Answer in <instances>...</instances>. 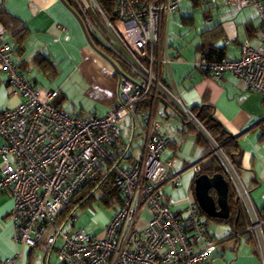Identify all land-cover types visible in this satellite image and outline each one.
<instances>
[{
    "label": "built area",
    "instance_id": "built-area-1",
    "mask_svg": "<svg viewBox=\"0 0 264 264\" xmlns=\"http://www.w3.org/2000/svg\"><path fill=\"white\" fill-rule=\"evenodd\" d=\"M263 1L118 0L116 22L111 23L97 0H72L85 30L84 22L93 29L88 14L92 3L134 62L130 64L118 54L128 74L116 71L117 102L104 117H81L57 106L59 92L42 93L31 85L15 65L5 35L0 34V70L7 76L10 91L23 100L15 110L0 114V193L14 203L10 215L14 243L24 250L40 249L44 254L41 264H50L54 252L60 264H210L218 244L209 236L194 197L177 202L165 194L167 187L179 189L182 179L175 172V160L162 159L176 133L175 127L165 133L163 129L174 120L194 129L217 157L236 194L244 234L264 264V216L253 193L175 86L162 75L172 65L170 19L183 3L222 2L239 10L255 7L259 33L243 42L240 57L214 63L201 57L195 68L215 80L230 74L264 99ZM94 31L92 34L97 33ZM147 101H151L150 113L143 118ZM161 106L165 111L157 118ZM195 170L200 171L198 166ZM112 176L124 201L106 225V238L98 240L84 230H73L78 221L76 209L64 218L62 213L88 184ZM185 203L186 209L178 208ZM22 259L19 254L6 264H21Z\"/></svg>",
    "mask_w": 264,
    "mask_h": 264
},
{
    "label": "crops",
    "instance_id": "crops-1",
    "mask_svg": "<svg viewBox=\"0 0 264 264\" xmlns=\"http://www.w3.org/2000/svg\"><path fill=\"white\" fill-rule=\"evenodd\" d=\"M215 3L232 9L222 2L212 4ZM0 5L20 19L30 31L25 44V53L22 56L14 54L13 58L17 68H21L22 74L29 83L42 93L59 92L61 107L77 116L86 117L84 116L85 109L103 113V115L98 113H89L88 115L92 114L98 117L107 115L117 102L116 68L102 55L104 52L101 47L94 44L95 47L92 44L93 41H89L82 22L64 2L62 0H0ZM235 10L237 16L216 26L219 27L217 31L202 38V41L205 38L208 44L212 40L211 42H215L218 47L224 48L227 59H238L241 55L240 47L243 42L251 39L255 32V37H257L260 28V21L257 20L258 12L253 7ZM219 38L222 40V45L218 43ZM7 43L10 46L13 44L11 40ZM183 53L182 49L176 48L170 43L168 35V54L172 65L169 70L164 69L163 79L175 86L189 109L205 104L212 106L214 118L227 133L237 138L239 146L243 142L245 145H249L251 136L262 134V130L257 126L264 122V99L260 95L250 92L244 84L230 74H224L221 79L215 80L199 72L195 68V63L199 57L201 58L197 49L196 57L198 59L191 64L184 58ZM38 54H42L48 59V62L51 63L49 68L33 62ZM24 61L26 63L22 65ZM61 76L64 81L57 90L49 91L42 86V83L49 77H52L53 80H60ZM75 97H78L80 101L83 99L85 103H81L79 107L74 105ZM22 102L21 97L10 91L7 86V76L0 70V114L15 110ZM176 124L178 125L170 126L168 124V127L163 129V133H165L172 127L176 128L174 140L165 155L168 153L167 160L172 159L176 162L178 156L184 154L183 158L186 160H180L182 161V164H179L180 169H177V162L175 167V172L182 175L202 160L206 147L196 142L195 135L187 134L189 129L183 123L176 121ZM250 128L253 129L250 133L245 132ZM181 141H183L182 144ZM2 145L3 141L0 139V148ZM185 145L192 146L193 154L197 147L204 150L197 163H189V158L186 157L189 155L183 152ZM243 151L240 163L241 174L248 168L253 173L251 183L255 186L251 185L248 188L252 189L256 205L260 211L264 212V175L255 172L254 158L250 157V160L247 158L246 146ZM1 166L0 157V168ZM187 181L185 180L186 189L188 188ZM191 188L190 196L193 198V186ZM13 207L14 203L11 198L0 193V264H6L7 261L15 259L19 254H23L21 264H28L31 251L27 253V249H22L13 241L14 230L10 221ZM226 226L228 232H225L224 237L220 235V228L211 233L210 226H208L209 236L218 244V250L210 264H260L248 238L247 244L251 248L249 251H245L241 247V240L238 242L227 239L228 241L220 245L219 241L231 235L230 227ZM234 253L235 257H233ZM15 264H20V262Z\"/></svg>",
    "mask_w": 264,
    "mask_h": 264
},
{
    "label": "rangeland",
    "instance_id": "rangeland-1",
    "mask_svg": "<svg viewBox=\"0 0 264 264\" xmlns=\"http://www.w3.org/2000/svg\"><path fill=\"white\" fill-rule=\"evenodd\" d=\"M188 3H183L181 5V9L174 16L171 17L169 23L168 35H169L170 43L174 45L176 48L182 49V52H184L183 53L184 58L191 64L193 61H196V59H198V57H196V47L202 42L203 34L206 31L213 29L214 27L220 25L226 20H230L234 18L237 15L235 9L233 8L231 9L223 5H219L220 3L203 5L201 8L194 7L195 3H189V4ZM88 7L90 8L88 9L89 11L88 14L90 18L89 21L92 24L93 29H91V27H89L87 23L84 22V25L88 32L87 34H89V36L91 37V40L94 42L93 44L99 45L101 47V49L104 52V54L102 53V55H104L105 58L112 63V65H114L119 71L123 72L124 74L126 73L128 74L127 65L119 58L118 54L128 63L134 64V62L129 58V56L125 52V49L122 47L119 40L112 33L106 21L102 17L99 18L101 15L98 13L97 10H95L94 5L92 3H89ZM74 8L79 13L77 5H74ZM253 8L256 10L255 7ZM92 16L94 21L92 19ZM257 20L259 21V19ZM94 29L97 32L96 34H92L91 32L94 31ZM218 41H219L218 43L222 45L221 38H219ZM240 51H241V47H240ZM60 78H61L60 80L59 79L53 80L52 77H49L44 83H42V86L45 89H48L49 91H52L54 89L57 90L64 81V78L62 76ZM75 98H76V102L73 103L74 105H78L79 107L81 103H85L83 99L82 101H80L78 97ZM159 109L161 113L159 112L157 118H160L165 111V108L162 106ZM89 113H93V114L98 113L99 115H103V113L97 111L93 112L85 109L84 116H87ZM166 118L167 116L165 117V119ZM168 124H170V126L178 125L174 120H170ZM261 135L262 134L260 133L257 136H251L249 138L250 141L249 145H245V143L243 142L240 144V148L242 152H244L243 150L246 146L247 152L246 151L245 152L247 153V158H249V160L252 157L254 158L253 160L255 162V168H256L255 172L264 175V139L260 138ZM138 145L139 142H136L135 147H137ZM193 150L194 149L192 148V146H188V145H185L183 149V152H186L189 155L186 157L189 158V163L191 164L197 163L204 152V150L200 147L195 148L194 154L192 153ZM138 152H139L138 150L135 151L136 158H138L139 156ZM183 155H179L178 156L179 158L176 159L178 170L180 169L179 164H182V161L186 160L185 158H183L184 157ZM166 156H168V153L167 155H163L162 159L167 160ZM195 171H196L195 167H191L189 170L183 173L181 175L182 180L179 189H175L173 187H167L165 189V194L167 196L174 197L177 202H183L188 200L191 195L190 192H192L191 187L193 186V181L196 177ZM252 177H253V173H251L249 168L242 171V180L247 187H250L251 185L255 186L253 183H251ZM185 180H188L187 189H186ZM187 207L188 204L185 203V204H181L178 208L184 210ZM114 215H115L114 209L108 210L106 207L101 206L99 203H94L93 208L88 207L86 209H77L76 216L78 218V221L75 224L73 230L75 231L84 230L88 234L97 237L98 240H104L106 238V231H107L106 225L108 222H110L113 219ZM145 219L147 218L145 217ZM208 225L210 226L209 229L211 233L215 231L217 228L218 229L220 228L219 232L221 233L220 235L222 237L226 235L225 232H228V227L224 224H220V223L217 224L213 222ZM241 247L245 249V251L251 250L250 246L247 244V237H242ZM29 251L30 250L27 249V253ZM235 256L236 254L234 253L233 257ZM43 258H44L43 252L40 249L35 250L33 253L32 264H41ZM50 264H60L57 259L56 253L52 255Z\"/></svg>",
    "mask_w": 264,
    "mask_h": 264
},
{
    "label": "trees",
    "instance_id": "trees-1",
    "mask_svg": "<svg viewBox=\"0 0 264 264\" xmlns=\"http://www.w3.org/2000/svg\"><path fill=\"white\" fill-rule=\"evenodd\" d=\"M62 1L77 16L72 0H62ZM117 1L118 0H97L100 9L111 23L116 22ZM202 6L203 5L201 4H197V3L194 4V7L196 8H201ZM99 18H101V16ZM218 28L219 27H216L214 30L206 31L203 34V37L207 35H211L215 31H217ZM85 32L87 34V31ZM0 34L6 36V42L10 40L13 42L11 47L15 55L22 56L25 53L26 51L25 44L30 35V31L20 19H18L13 14H11L3 5H0ZM255 36H256V32L253 36L254 38L251 36V39L249 40H253L257 38ZM88 38H90L91 40V37L89 35ZM206 41L207 40L204 38L202 43H200L196 47L198 52L201 54V57H205L210 63L220 62L224 59H227L224 48L218 47V45L215 42H211L212 40L209 42V44ZM93 46L96 47V45L94 44ZM33 62L40 66H44L46 68H49L51 66V63L48 62V59L42 54L36 55ZM25 63H26L25 61L22 62V65H24ZM18 70L22 74L20 67H18ZM203 74L207 77H210L209 74L206 73ZM150 105H151V101H147L144 107L142 108L143 118H146L149 115ZM57 106L61 107L60 98L57 101ZM192 111L200 120V122L204 125V127L208 130V132L212 135V137L215 139L218 145L224 150L225 154L230 158V160L240 171L241 170L240 163L243 156V152L239 146L237 138L227 133L224 127L214 118V108H212V106L208 104H205L203 106L192 109ZM180 122L183 123V125H185L189 129L187 134L195 135L196 142H198L199 145H204L206 147V152L202 160L198 164L193 166V167L198 166L200 169V171L196 173V177L193 181V189H194L195 180L200 176H208L212 178L215 175L221 174L225 177L224 170L222 169L217 157L212 153V151L207 146V144L202 139V137L194 129L188 126L185 122L183 121ZM257 127L258 129L262 130L261 139H264V122H261ZM252 130L253 129L250 128L245 132L250 133ZM137 136H139V134H137ZM229 189L230 191L228 196V200H229L228 202H229L231 216L228 221L221 222V221L212 220L208 218L199 208L202 216L206 220L207 227L209 226L208 224L213 222L226 224L230 227L231 235H229L227 238L223 239L222 241H219L220 245H222L229 239L239 242L242 239V237H247V235L244 234L245 224L240 213V208L236 198V194L233 188L230 186V184H229ZM123 201H124L123 196L121 192L116 188L113 176L108 177L105 180L99 178L88 184L86 187H84L81 190V192L78 193L73 198L71 205L62 213L61 218L66 217L69 214V212L74 209H76L77 211V209H86L88 207L93 208L94 203H99L101 206L106 207L108 210L114 209L116 212L117 209L123 204ZM195 203L197 207H199L196 200ZM262 214L264 216V212H262ZM247 238L249 239V237ZM248 241L251 240L249 239ZM34 251L35 250L31 251L30 258H28V264H32Z\"/></svg>",
    "mask_w": 264,
    "mask_h": 264
},
{
    "label": "water",
    "instance_id": "water-1",
    "mask_svg": "<svg viewBox=\"0 0 264 264\" xmlns=\"http://www.w3.org/2000/svg\"><path fill=\"white\" fill-rule=\"evenodd\" d=\"M84 31H86L85 28ZM88 39L90 41V38ZM116 71H118L117 68ZM229 191V184L221 174L212 178L200 176L194 182V198L201 211L212 220L226 222L230 219Z\"/></svg>",
    "mask_w": 264,
    "mask_h": 264
},
{
    "label": "flooded vegetation",
    "instance_id": "flooded-vegetation-1",
    "mask_svg": "<svg viewBox=\"0 0 264 264\" xmlns=\"http://www.w3.org/2000/svg\"><path fill=\"white\" fill-rule=\"evenodd\" d=\"M213 194V193H212Z\"/></svg>",
    "mask_w": 264,
    "mask_h": 264
}]
</instances>
